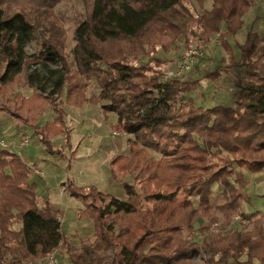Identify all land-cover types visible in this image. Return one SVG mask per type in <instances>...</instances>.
Returning <instances> with one entry per match:
<instances>
[{"label": "trees", "instance_id": "1", "mask_svg": "<svg viewBox=\"0 0 264 264\" xmlns=\"http://www.w3.org/2000/svg\"><path fill=\"white\" fill-rule=\"evenodd\" d=\"M1 1V114L33 127L53 154L49 137L55 134H64L71 147L64 106L98 105L104 118L116 116L114 132L133 138L128 155L112 156V180L126 178L131 155L159 158L136 184H121L124 200L93 186L63 184L80 200V216L93 222V240L75 248L61 233L60 212L37 201L29 182L35 165L1 150L0 264L42 260L62 248L73 252L70 264H191L195 255L204 264H264V212L247 214L245 208L251 206L246 172L264 174V37L247 32L238 60L227 42L241 30L253 1L89 0V16L71 33L72 66L67 36L53 13L61 0H6L25 3L11 11ZM190 1L199 15L188 11ZM37 33L39 50L27 55L24 47ZM188 33L197 35L199 47L218 36L226 64L203 78L232 77L233 106H198L185 96L200 80H164L160 59L141 62L158 50L177 49L180 38L188 48ZM91 82L97 92L87 95ZM21 87L33 96L14 92ZM47 108L52 121L37 127ZM236 216L247 225L233 226Z\"/></svg>", "mask_w": 264, "mask_h": 264}, {"label": "rangeland", "instance_id": "2", "mask_svg": "<svg viewBox=\"0 0 264 264\" xmlns=\"http://www.w3.org/2000/svg\"><path fill=\"white\" fill-rule=\"evenodd\" d=\"M252 1L254 5L244 16V24L241 30L234 37L227 38L228 45L236 60L239 59L240 54L238 46L244 42L247 32L252 30L264 37V0ZM1 5L7 11H11L12 6L17 5V7L22 8L25 3L2 0ZM186 6L193 16L201 13L195 1H190ZM205 8H209V2L206 3ZM90 10L91 3L89 0H61L53 10L56 19L60 21L59 24L67 36V61L69 64L71 63V66L72 60L69 53L73 45L71 33L81 21L89 16ZM221 29L223 30V26H221ZM38 34H35L33 40L25 45L24 51L27 55H32L39 50L38 36L40 35ZM188 38L191 41L188 48L184 47L182 38H180L177 49L166 52L158 50L153 56H144L141 62L146 63L153 58H157L163 63V76L170 75V78L180 77L183 80H200V84L195 91L185 96L193 99L198 106H233L236 88L232 77L220 73L215 82L203 78L205 71L212 73L218 67H223L226 64L224 61H227V54L219 44L218 36H211L210 43L205 47L198 46L197 35L192 36L188 33ZM190 48L200 49L202 56L196 59V62L188 71L186 70L185 73L178 76L176 73L180 69L181 58ZM58 67L52 66L53 69ZM1 68L2 64L0 62ZM232 72L237 73L238 70L234 69ZM15 84V82L11 84V89ZM89 85L86 94L96 93L97 91L92 82ZM66 91L67 87H65L60 97L63 102L66 101ZM14 92L26 98L33 96V91L28 87L16 88ZM63 110L66 115L65 125L68 128L71 147L65 143L64 134H55L49 137L52 150L55 152L49 154L45 146L38 140L33 127L19 125L16 119L1 113L0 136L4 138L7 144H15L24 136L29 138L28 145L18 152V155L27 164L35 165L29 176V182L36 185L37 201L39 205L47 201L56 206V210L60 212L61 233L68 238L71 246L78 248L81 241L93 240V222L89 218L80 216L82 210L80 200L68 196L64 191L63 184L70 181L76 186H93L104 194L124 200L125 195L121 184L124 182L136 184L146 175L149 169L153 168L159 155L153 152H146L142 156L138 154L131 155L126 178L122 179V182L114 181L110 176L112 156L116 153L128 155L133 140L132 136L114 132L112 127L116 125V116L109 114L107 118H104L98 105H66ZM52 115V111L47 108L41 117H37L35 125L42 127L45 122L52 121ZM13 140H16V142ZM8 149L14 151L11 150V147ZM245 179L248 181L247 191L251 195V206L249 208L245 207L247 214L264 212V202L261 198L264 195V174L246 172ZM233 220L232 223L235 227L247 225V223L239 221L236 217ZM199 226L198 221L194 228L198 229ZM200 237L201 235L197 233L194 240L200 241ZM54 252L58 264H70L68 257L73 252H68L65 248ZM193 257L191 264L205 263L200 255ZM31 262L34 264L39 263L36 259L25 261V263Z\"/></svg>", "mask_w": 264, "mask_h": 264}, {"label": "built area", "instance_id": "3", "mask_svg": "<svg viewBox=\"0 0 264 264\" xmlns=\"http://www.w3.org/2000/svg\"><path fill=\"white\" fill-rule=\"evenodd\" d=\"M202 56V51L200 49H196V48H190L186 53H184V55L181 58V65H180V69L178 70V72L176 73V75L180 76L183 73H185V71L189 70L190 67H192L194 65V63L196 62V59L198 57ZM164 80H168L170 79V75H164L163 76ZM29 143V138L27 136H24L21 140H19L18 142H16L15 144H7L4 140V138L2 136H0V151L3 149H8L11 147V150H20L23 149L24 147H26ZM236 218L242 222V220L240 219V217L236 216ZM55 252H51L49 254H47L45 256L44 259H36L39 261L38 264H58L57 259L55 258ZM23 264H34L33 262L31 263H23Z\"/></svg>", "mask_w": 264, "mask_h": 264}, {"label": "crops", "instance_id": "4", "mask_svg": "<svg viewBox=\"0 0 264 264\" xmlns=\"http://www.w3.org/2000/svg\"><path fill=\"white\" fill-rule=\"evenodd\" d=\"M52 118H53V115H52ZM51 118V119H52ZM51 121V120H50ZM19 140V139H18ZM14 142H16V140H13ZM12 141V142H13ZM24 149V148H23ZM23 149H21V150H14L13 152H15V153H17L18 154V152H20V151H22ZM121 154V153H120ZM81 187V186H80ZM69 196V195H68ZM51 206L53 207V208H55L56 209V206L55 205H53V204H51Z\"/></svg>", "mask_w": 264, "mask_h": 264}]
</instances>
